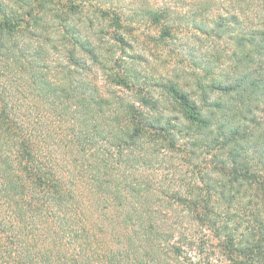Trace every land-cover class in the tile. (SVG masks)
I'll list each match as a JSON object with an SVG mask.
<instances>
[{
  "label": "trees",
  "instance_id": "1",
  "mask_svg": "<svg viewBox=\"0 0 264 264\" xmlns=\"http://www.w3.org/2000/svg\"><path fill=\"white\" fill-rule=\"evenodd\" d=\"M39 19L0 6V264H223L213 226L225 264H264V15L188 88L119 70L76 26L52 29L57 55Z\"/></svg>",
  "mask_w": 264,
  "mask_h": 264
},
{
  "label": "rangeland",
  "instance_id": "2",
  "mask_svg": "<svg viewBox=\"0 0 264 264\" xmlns=\"http://www.w3.org/2000/svg\"><path fill=\"white\" fill-rule=\"evenodd\" d=\"M23 1L26 3L0 0V6L23 12L32 9L34 14L40 16L39 26L51 25L50 35L46 34L52 38L53 43L58 44L54 51L57 55L61 52L59 44L64 40L54 34L52 29L55 32V28L59 26H76L81 30L82 41L87 39L93 46L99 47L102 53L110 55L112 65L121 57L116 64L119 65V70L129 66L147 77L168 75L179 79V82L183 74L181 82L187 88L194 86L195 75L200 74L204 80L210 81L226 70L235 48L234 36L250 33L253 26L251 18L264 15V0ZM219 13L236 14L240 24L231 26L225 22L226 31L221 35L214 33L217 28H213L211 34H204V31L195 26L207 24L210 27L211 19ZM157 17H160L159 20H156ZM116 18L121 23L118 30L112 26ZM26 20L32 25V20ZM43 37L45 38V34ZM120 37L124 39L121 44L115 43V39ZM196 62L202 66L197 67ZM206 65L209 68L205 70L202 67ZM143 85L144 89L151 87L148 83ZM212 198L214 200L215 195ZM247 201L248 198L238 197L236 203L239 207H246V215H253L250 211L254 209L255 203L246 204ZM261 209L258 207L255 216L264 221V210ZM215 228L213 226L211 231H205L210 243L215 246L218 260L225 264L228 261L222 255L220 247L225 239L222 235L215 238Z\"/></svg>",
  "mask_w": 264,
  "mask_h": 264
}]
</instances>
